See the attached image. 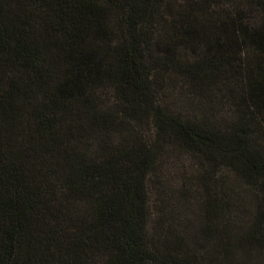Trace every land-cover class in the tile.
Listing matches in <instances>:
<instances>
[{"label":"trees","instance_id":"16d2710c","mask_svg":"<svg viewBox=\"0 0 264 264\" xmlns=\"http://www.w3.org/2000/svg\"><path fill=\"white\" fill-rule=\"evenodd\" d=\"M180 149L199 213L151 233L149 175ZM263 254L264 0H0V264Z\"/></svg>","mask_w":264,"mask_h":264},{"label":"rangeland","instance_id":"374dc122","mask_svg":"<svg viewBox=\"0 0 264 264\" xmlns=\"http://www.w3.org/2000/svg\"><path fill=\"white\" fill-rule=\"evenodd\" d=\"M192 95L172 91L171 95L165 96V101L170 103L175 111L196 112L199 109L197 99L191 100ZM182 108V110L180 109ZM220 110H222L220 108ZM147 130V124L143 125ZM157 167L149 175L147 181L148 194L150 195V209L153 213V221L150 223V232L155 231V220L164 209L171 210L174 221L193 218L196 221L198 197L202 194L200 181H197V172L200 169L196 166V160L190 153L180 150L164 152ZM228 183L237 185L238 182L233 176H228ZM242 187V185L240 186ZM195 193V194H194ZM181 225L183 222L180 223ZM187 225L183 227L185 229ZM187 229L190 230L188 227ZM264 264V254L261 256Z\"/></svg>","mask_w":264,"mask_h":264}]
</instances>
